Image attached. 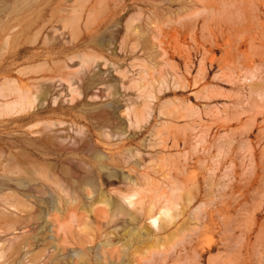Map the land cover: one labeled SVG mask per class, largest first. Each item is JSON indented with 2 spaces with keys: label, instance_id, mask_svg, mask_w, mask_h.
<instances>
[{
  "label": "rangeland",
  "instance_id": "374dc122",
  "mask_svg": "<svg viewBox=\"0 0 264 264\" xmlns=\"http://www.w3.org/2000/svg\"><path fill=\"white\" fill-rule=\"evenodd\" d=\"M28 77L55 82L44 106L64 96L0 116V264H264V0H0V86ZM83 137L125 145L133 219L90 213V150H67Z\"/></svg>",
  "mask_w": 264,
  "mask_h": 264
},
{
  "label": "bare ground",
  "instance_id": "6f19581e",
  "mask_svg": "<svg viewBox=\"0 0 264 264\" xmlns=\"http://www.w3.org/2000/svg\"><path fill=\"white\" fill-rule=\"evenodd\" d=\"M67 21L69 22V20H67ZM74 22H76V21H74ZM31 25H34V23H32ZM44 28H45V25L43 27H41V29H44ZM65 28H66V26H65ZM52 29H54V32H58L57 29H55V28H52ZM46 41H47V39H46ZM46 41H45V43L48 42V41L47 42ZM51 42L52 41L50 40V44H51ZM49 50H52V49H49ZM64 50L65 49L62 48L60 50V52L55 54V55L58 56ZM35 58H39V55H37V57H35ZM55 66H56V64H55ZM40 67H39V69H37V66H36V68L34 67L37 70H33V68L31 70V68H29L31 70L30 72H26V69H25L24 71L26 73L23 71L22 72L19 71L18 73H20L22 75H27L28 73H32V74L36 75L41 71L42 72L43 71H52V69L50 67H47L44 69H42ZM56 67H58V66H56ZM60 67H62L61 64H60ZM10 75H12V74H10ZM4 81L5 82H3V84L0 86V94L1 93L3 94V95H1L2 97H11V100L7 101L5 103H0V116L4 112L13 113V115L23 114V116H19L18 118L13 119V121L20 122V123H24V122H28V121L33 120L34 118H36L37 116H39L42 113L41 111H46V110H48V108L51 111L58 110L59 102H60L59 97H61V95L64 94V92H63V94H62V92H60V94H58V95H56V97L52 98L53 104L50 105V107L48 106V104L44 106L43 102L47 99L48 95L51 93L52 90H54V87H55L54 84H52L54 82L52 80V78H49V82H46V83H43L42 78H40V77L29 78L26 83H23L21 80L16 81L15 79H10V80L5 79ZM64 81L65 80H62L61 78L59 79V82L64 83ZM68 81L69 80H67L65 82H68ZM69 84H71V82ZM70 86H69V88H71L73 85L71 87ZM32 88L36 89L34 95L32 93ZM5 91L7 92L6 94H4ZM63 91H64V89H63ZM69 92L71 93L70 90H69ZM72 92H73V89H72ZM69 103L73 105L70 108V110H73L76 107V103H73L72 98H71ZM40 107H44V108H40ZM4 114H6V113H4ZM49 127L50 128L54 127L56 129L63 130L65 128V123H60L59 125L52 123V124H49V126H46L47 129H49ZM59 130H57V131H59ZM57 131H54V132H57ZM60 132H63V131H60ZM63 141H65V139H63ZM79 141L82 142L81 145H79L78 141H75V142H73V147L68 148L67 150L78 158H79L78 152H79L80 148H89V150H90L91 155L89 157H86V158H88L90 165L88 168H83V170L86 173L85 185H86V187H88V189H86L85 192H86L87 196L97 194V200L92 203V208H90V213H92L95 218L105 220L106 219V213H107L106 208H108L112 217H119V216L127 217L128 216V218L133 219V215L129 212L128 209H135L137 204L142 203V201H137L138 197L141 194V192L139 190L135 189V187L137 185V180L130 181V180H127L126 177L123 178L121 176H117V174L115 173V172H118L119 170H122L124 167L123 165L129 163V161L127 159L116 155V154H120V153L124 152V150H125L124 146L125 145L124 144H118L113 148H110L108 146L102 147L101 148L102 151H99V149L94 147L93 145L89 146L86 143V140L84 137L79 139ZM50 144H54L53 140H50ZM100 152L108 154V157L101 156ZM128 152L131 153L130 150H128ZM63 157H64L63 151L56 152L55 158L57 161H62ZM128 165L130 166V163ZM76 169H77V167H74V170H76ZM103 170H109V171L112 170L113 171L107 175L106 180L104 182L102 180ZM117 180L122 181V183L125 184L126 191L117 190L116 191L117 192V199L116 200H111L109 198H106V196L103 194V190L105 189L106 184H110L111 182H113V181L115 182ZM59 191H63V186L61 184L59 185ZM56 195H57V199H58V204H57V207L55 209L59 212V216L56 217V219H58L59 217L62 218V215H64L65 207L67 208L66 211L72 209V202H71L70 198L64 202V199H63L62 195L60 194V192H57ZM5 203L9 207L15 208L14 203H10V202H5ZM96 203H99V204L103 205L104 207L103 208H93L94 204H96ZM152 209H153V205L149 204L148 205V211L151 212ZM169 215H170V209L168 207H163L159 211L158 216L152 215V216L148 217V220H149L148 224H149L150 229L159 230L161 223L164 220L168 219ZM153 219H157L159 221L158 227L153 226V224H155V222H156ZM151 221H152V224H151ZM103 236L105 238L104 245H110L111 243L107 237V234H105Z\"/></svg>",
  "mask_w": 264,
  "mask_h": 264
},
{
  "label": "clouds",
  "instance_id": "9594fccd",
  "mask_svg": "<svg viewBox=\"0 0 264 264\" xmlns=\"http://www.w3.org/2000/svg\"><path fill=\"white\" fill-rule=\"evenodd\" d=\"M153 220L156 221L155 224H153V226H154V227H158L159 221H158L157 219H153ZM151 224H152V221H151Z\"/></svg>",
  "mask_w": 264,
  "mask_h": 264
}]
</instances>
